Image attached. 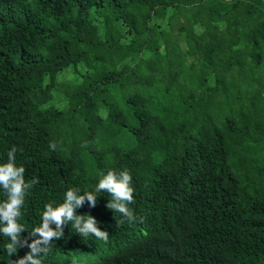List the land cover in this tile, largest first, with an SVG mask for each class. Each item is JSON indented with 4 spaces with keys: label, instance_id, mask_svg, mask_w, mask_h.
I'll return each mask as SVG.
<instances>
[{
    "label": "trees",
    "instance_id": "1",
    "mask_svg": "<svg viewBox=\"0 0 264 264\" xmlns=\"http://www.w3.org/2000/svg\"><path fill=\"white\" fill-rule=\"evenodd\" d=\"M262 111L264 0H0V164L15 147L38 180L20 243L70 189L109 233L69 223L41 264H264ZM109 171L132 177L131 223L95 192ZM10 242L0 264L31 251Z\"/></svg>",
    "mask_w": 264,
    "mask_h": 264
},
{
    "label": "clouds",
    "instance_id": "2",
    "mask_svg": "<svg viewBox=\"0 0 264 264\" xmlns=\"http://www.w3.org/2000/svg\"><path fill=\"white\" fill-rule=\"evenodd\" d=\"M50 147L55 150L57 145L52 143ZM17 149L13 147L8 152V162L0 164V187L6 194L7 200L0 203V233L10 237V243L6 247V251L11 256L19 247H29L31 249L28 254L18 261L16 264H41V260L37 257L50 251V243L53 239L59 240L64 235V226L71 223L72 227L82 237L94 235L96 239L108 241L109 233L101 231L97 227V220L89 215L85 218L83 215H76V209L80 208L85 200L90 201L95 207L97 204L96 195L92 192H87L84 195H77L78 190H68L66 192L65 202L59 206L53 207L52 204L46 205V210L42 215V225L36 227L30 236H39V239L34 240L30 244L25 239L23 245L20 243V233L25 231L23 225L18 223V218L21 216V207L24 204V198L28 189L35 183L37 179L30 182H25L24 167L15 165V153ZM132 177L127 171H122L119 174L109 171L99 181L95 192H107L112 199L107 204V207L114 212L120 213L124 219L117 221V226L124 223L125 219L128 222H133L136 217L129 204L134 202V189L131 187ZM199 206V204H198ZM55 225V228L51 227Z\"/></svg>",
    "mask_w": 264,
    "mask_h": 264
},
{
    "label": "rangeland",
    "instance_id": "3",
    "mask_svg": "<svg viewBox=\"0 0 264 264\" xmlns=\"http://www.w3.org/2000/svg\"><path fill=\"white\" fill-rule=\"evenodd\" d=\"M261 15H262V14H261ZM238 24H239V23L234 22V23H232V24L230 25V28H233V27L237 26ZM258 102H259V98L257 97V98L254 100V102H253V103H254V106H256V105L258 104ZM256 114L258 115V117H257V127H258L259 129H262V128H263V124L261 123V117L264 116V111H262V112H257ZM260 114H262V116H261ZM242 135H243L242 132H239V133L233 134V139H234V141H235L236 143H240V142H241V139H242Z\"/></svg>",
    "mask_w": 264,
    "mask_h": 264
}]
</instances>
